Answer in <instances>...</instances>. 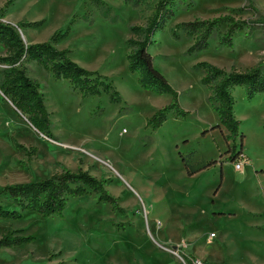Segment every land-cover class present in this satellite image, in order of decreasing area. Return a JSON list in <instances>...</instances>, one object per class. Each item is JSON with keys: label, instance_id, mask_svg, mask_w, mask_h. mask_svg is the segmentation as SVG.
I'll return each instance as SVG.
<instances>
[{"label": "rangeland", "instance_id": "374dc122", "mask_svg": "<svg viewBox=\"0 0 264 264\" xmlns=\"http://www.w3.org/2000/svg\"><path fill=\"white\" fill-rule=\"evenodd\" d=\"M6 1L0 0V9ZM103 1L110 11L89 0H13L0 10L13 25L38 22L17 27L25 43L44 42L69 27L57 48L106 76L120 96L117 103L106 93L82 98L67 80L30 64L27 74L39 83L50 112L51 139L35 132L0 94V189L82 169L104 181L119 207L90 193L70 199L61 216L0 218V237L8 231L34 237L19 247H0V264H185L162 246L178 250L185 262L199 259L196 254L212 262L264 264V93L248 100L242 88H232L243 139L242 148L236 138L235 152L227 153V131L212 128L219 124L207 101L212 87L200 83L203 72L195 67L206 62L230 72L259 66L264 75V25L237 32L231 48L218 44L225 29L220 26L206 51L187 54L193 38L175 24L257 17L241 10L245 0H171L173 17L154 33L148 51L189 113L170 111L153 129L147 120L171 96L143 88L128 70L126 54L134 49L127 40L139 38L130 27L146 24L155 0L138 6ZM251 1L264 17V0ZM237 153L245 160L240 171L234 168ZM201 161L214 163L188 176L184 163Z\"/></svg>", "mask_w": 264, "mask_h": 264}, {"label": "trees", "instance_id": "16d2710c", "mask_svg": "<svg viewBox=\"0 0 264 264\" xmlns=\"http://www.w3.org/2000/svg\"><path fill=\"white\" fill-rule=\"evenodd\" d=\"M125 4L140 5L145 0H122ZM13 0H7L4 9ZM95 7L110 8L103 0H89ZM171 0H155L153 12L146 24L130 27V32L139 36L138 39H128L129 47L134 46L126 54L127 67L132 73L138 74V83L145 89L155 93H167L171 102L157 110L148 120L147 125L153 129L162 125L165 116L174 111L176 116H186L189 112L183 110L178 102V92L170 85L164 75L153 65V57L148 51L151 38L156 31L162 30L165 22L173 17L170 8ZM242 11L252 12L257 17L254 20L234 19L231 15H220L212 19H195L189 22L175 24V30L190 38L192 44L187 48V54L203 52L208 49L209 40L224 26V32L218 37V44L227 48L233 46V37L237 32L255 24L264 25V17L252 5L251 0H245ZM38 22L21 23L13 25L3 21L0 16V94L19 114L21 118L38 134L46 138H54L50 129V112L47 110L44 97L39 91V83L28 76V64L35 63L44 71L50 73L54 80L65 79L81 97L99 96L106 93L109 101H120L118 91L106 76L90 71L71 60L69 49H58L54 45L69 34L70 28L55 31L48 40L37 43H25L20 37L17 27L35 26ZM173 30L172 36L179 38ZM195 67L201 69L203 76L200 83L212 87L207 101L216 112L219 124L212 128L222 126L227 133L223 135L227 146V153L235 152L236 138H239L242 148L243 134L240 131V121L234 115L235 101L231 94L234 87L243 89L245 97L250 100L257 94L264 93V75L260 67L240 71L232 69L225 72L214 65L199 62ZM264 128V122L262 124ZM233 158L234 161L242 158L240 153ZM183 161V160H182ZM214 161H201L196 164L184 163L188 176L205 170ZM103 180L97 179L87 171L62 170L45 179L27 183L8 184L0 189V218L19 219L24 212H35L42 217L61 216L70 199L82 197L93 193L98 200L107 203L113 209H119L117 200L105 189ZM9 204V207H6ZM33 236L20 235L18 231H8L0 237V247H19L31 242Z\"/></svg>", "mask_w": 264, "mask_h": 264}, {"label": "built area", "instance_id": "2783aa9c", "mask_svg": "<svg viewBox=\"0 0 264 264\" xmlns=\"http://www.w3.org/2000/svg\"><path fill=\"white\" fill-rule=\"evenodd\" d=\"M244 163H245V160L244 158H240L238 160L235 161V164H234V168L238 171L242 170L243 167H244ZM165 250H167L168 252L172 253L173 255L181 258L182 261H184L185 264H208V263H205L203 262L202 260H199V259H192L191 261H187L185 262V260L182 258V256L179 254L178 250L176 249H170V248H167V247H163Z\"/></svg>", "mask_w": 264, "mask_h": 264}, {"label": "crops", "instance_id": "0c3cea01", "mask_svg": "<svg viewBox=\"0 0 264 264\" xmlns=\"http://www.w3.org/2000/svg\"><path fill=\"white\" fill-rule=\"evenodd\" d=\"M1 19L3 20V21H6L5 19H4V17H1ZM7 22V21H6ZM14 24V23H13ZM29 43H33V40H30V41H28ZM56 48L58 47L56 44L54 45ZM30 64H35V63H29L28 64V66L30 65ZM184 250L187 252V253H189L190 255H194L195 253L194 252H192V251H190V248L188 247V244H184ZM195 256H197V258H199V259H201V260H203L205 263H208V264H226V263H224V262H212V261H207L206 259H204V258H202V257H200V256H198V255H196L195 254ZM227 264H256V263H252V262H230V263H227Z\"/></svg>", "mask_w": 264, "mask_h": 264}, {"label": "water", "instance_id": "95a60500", "mask_svg": "<svg viewBox=\"0 0 264 264\" xmlns=\"http://www.w3.org/2000/svg\"><path fill=\"white\" fill-rule=\"evenodd\" d=\"M23 40V39H22ZM24 41V40H23Z\"/></svg>", "mask_w": 264, "mask_h": 264}]
</instances>
